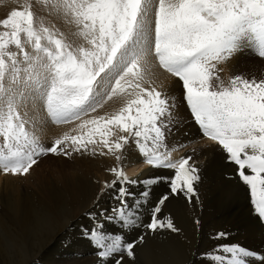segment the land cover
Segmentation results:
<instances>
[{
    "label": "rangeland",
    "instance_id": "1",
    "mask_svg": "<svg viewBox=\"0 0 264 264\" xmlns=\"http://www.w3.org/2000/svg\"><path fill=\"white\" fill-rule=\"evenodd\" d=\"M218 44L222 46H216ZM207 46L210 53L206 55L204 48ZM242 50L249 55L242 57ZM197 51L203 56L199 67L178 65V53L193 55ZM183 74L189 81L187 88L181 82ZM232 82L235 84L231 85ZM247 88L258 97L254 102L263 109L264 116V104H261V98L264 100V0H0V168L16 178L32 182L20 192L23 199L27 196L35 206L30 208V222H26L23 206L19 208L21 215L15 218V213L10 211L9 197L5 205L2 203L0 264H36L33 261L39 252L48 249V239L63 227L59 224L61 217L71 216L70 203L75 202L83 209L92 191V196L100 195L109 185L119 183L117 179L125 172L136 150L130 145L132 138L138 140L152 134L150 137L157 142V138L165 139L169 129L180 120L194 121L190 112L193 108L205 109L201 113L203 120H223L226 101L215 90L229 89L236 95H243ZM245 98L250 99V96ZM230 115L226 116L232 120ZM194 124L195 128L199 126V123ZM229 137L218 134L216 140ZM206 138L209 137L200 139ZM196 143L200 142L196 140ZM155 147L145 143L140 157H158ZM92 156L96 157L94 161ZM151 162L149 164L153 165ZM230 162L233 164L229 166L235 167L232 178L236 179L228 185L238 193L236 202L249 203L264 228V164L252 166L239 156ZM163 163L165 165L166 161ZM113 166L116 170L111 169ZM76 169L79 170L77 174ZM73 171L79 177L73 176ZM184 176L186 180L180 181L182 185L178 190L183 188L180 195H187H179L175 200H194L196 206L198 203L207 206L211 202L208 207H200L199 216L205 214L203 211L210 209L211 204L218 206L219 200L211 197L206 181L198 183L190 179V174ZM52 183L60 187L64 183V188L52 190ZM158 186V182L152 181L146 191L145 198L150 197L146 206L149 211L141 216L133 213V217L125 219L119 216L124 213L127 193H124V185L117 188L119 193H114L115 197L110 200L118 202H114L115 206H120L118 211L123 213L117 212L114 216L115 230L112 229L110 239L104 236L105 218L110 211L106 212V217L105 213L96 217V213L86 214L84 221L81 220L84 227L74 228L79 234L77 241L92 244L96 250L99 258L96 264H149V261L158 264L157 257L161 258L164 245L171 240L167 234L173 220L188 223L183 218L186 214L183 208L174 204L171 208L170 196L157 198L154 193L159 190ZM37 194L39 198H35ZM33 196L34 201L31 200ZM40 196L46 202H39ZM83 196L86 198L82 199ZM138 197L135 203L139 205L145 198L143 193ZM222 204L219 202V206ZM108 205L103 204V212ZM6 210L10 216L5 215ZM69 221L63 220L62 224L65 226ZM14 228L19 229L20 238L24 239L13 246L10 230ZM210 232L202 231L185 238L194 241V252L205 254L222 243L216 231ZM8 234L6 241L3 237ZM239 251L248 257H261L249 247H240ZM186 258L176 257L179 264Z\"/></svg>",
    "mask_w": 264,
    "mask_h": 264
},
{
    "label": "bare ground",
    "instance_id": "2",
    "mask_svg": "<svg viewBox=\"0 0 264 264\" xmlns=\"http://www.w3.org/2000/svg\"><path fill=\"white\" fill-rule=\"evenodd\" d=\"M251 44L255 45V43L252 41H251ZM242 55H244V56H242ZM246 55L248 56L249 52L246 50H242L241 56L245 57ZM200 65H201V58L198 60L197 63H196V61L193 62L189 66V68L199 67ZM169 79L172 80L171 77H169ZM162 80H164V79H162ZM170 80H168V81L164 80V81L169 82ZM236 83L238 84V82H236ZM234 84H235L234 82L231 83V85H234ZM245 90H246V92H244L243 95H236V94L230 92L229 89L215 90V93L223 96L224 100L226 101L225 105H223L224 110L227 109L225 112V118L223 120H219V119L214 120V121H220V127L223 126L224 124L226 125V127L223 126L224 127L222 130L223 134L219 133L220 129L217 132V131H213L211 128H208L206 130V132H207L209 138H206L205 140H203L204 141L203 142L200 139L203 137L205 138V136L202 135V131H200L198 129V127L195 128L194 121L192 122L189 120L190 121L189 122L188 120L186 121V119H185L182 122H180L181 121L180 120L176 124V126H174V128L171 127L172 129L171 130L169 129V133L167 132L168 134H166L165 139L164 138H157V139H159L158 142L156 139H153V137H150V136H152V134L149 136L144 135L143 138L141 137V139H138V140H137V138H132L130 145L133 144L134 147H136V150L133 152L134 153L133 156L130 157V162H129L128 166L125 167V170H124L125 172L124 173L121 172L123 175L121 173H119V174H121L120 175L121 177L119 176L120 178L117 179L119 181V183L116 186H118V187H116L114 184H112V185L108 184L109 188H107L104 193L102 192L100 195H96V196H92L94 194V191H92L90 193V195L87 196V199H86L88 201V205H84L86 207L83 209L81 208L82 210L78 207L77 204H74L75 202L70 203V206H68V208L72 209L71 214H70L71 216H69V214H68V216L65 214L63 218L61 217V220L62 221L63 220H71V221H69L68 222L69 224H66L65 226L62 224L63 223L62 221H59V224H61L63 227H59V229L55 233L53 232L54 235L52 234L53 236L48 239V245H47L48 249L47 248H45L43 250L40 249L41 251L39 252L35 261H33V262H35L36 264H96L99 261V258L95 255L96 250H94L92 244L87 245V243L85 241L83 242V240H80V239L77 241L76 237H78L79 234H76L74 232L75 231L74 228H80V226H81V228L84 227L85 224L83 222L84 221L83 219L85 216H87L86 214L96 213L95 214V217H96V216H99L100 214L104 215V213H105L104 217H106L107 216L106 212L110 211L108 213L109 215L107 216V218H105L106 223L104 225V231H105L104 236L107 239L108 238L110 239V236H111L110 234L112 233L113 230H115V228H113V218L115 215H117V212L123 213L122 211H118V208H120V206H118V207L115 206L116 205L115 203H118V202H115V200H114V202H115L114 203L113 201L110 200L113 196L115 197L114 193H117L119 191L118 190L119 187H122L124 185V187H125L124 193H127V195H124V196H126L125 197V205H124V213L122 214V216H119L121 219L124 217L131 218L134 216V214H140V216H141L145 211L146 212L149 211V210H147V207L149 205V198L150 197L145 198L147 196L146 191H147V189L150 188V183L152 181H156V183L158 182V184L160 186V187L158 186L159 190H156L154 193L155 195H157V198H159L158 196H161V197L170 196V198H171L170 203H172L171 208L173 207V204H174V206L178 205L179 206L178 208H180V207L183 208L184 211L186 212V214L184 213V216H183L181 213V215L183 216L184 220H187V222H188V223H185L181 219H174L172 222V225L170 224L171 227H170L169 231L167 230L168 231L167 235H168V238L171 240L167 243L165 242L166 244L164 245L165 247H163L161 258L159 256L157 257V258H159L158 264H179L176 257H187L185 259V261L182 262V264H242V262H243V264H246V262H248V264H264V228L260 224L255 210L250 206L249 203L245 204V201H244L245 199L243 200L244 203H241V201L236 202V198H237L236 193L237 192L235 193L233 191L234 189L233 190L230 189L229 185H228L236 179V178H232L233 176H235V172H234L235 167L232 168L229 166V163L233 164L230 162V159L236 160V157L239 156V158L246 160L247 162H250L249 165H252V166H259V165L261 166L262 164H264V116H262L263 115V111H262L263 109L262 108L260 109L258 107V104L256 102H254V101H257L258 97L256 95H252V91H248L251 89L247 88ZM244 96H250V99H246V98L244 99ZM116 98H118V97H116ZM119 101H121V100H119ZM263 102H264V100L261 98V104H264ZM251 103H253L255 106H253ZM24 105H26V104L24 103ZM28 106H26V107H28ZM117 106H119V105H117ZM29 107H31V106H29ZM109 107H111V106H109ZM29 109L31 110V108H29ZM30 110H28V111H30ZM228 114H231L230 116L232 117V120H231V118L227 117ZM184 117L186 118V116H184ZM182 118L183 117H181V119ZM232 122H234V123L236 122V123L234 124ZM27 129H28V127H27ZM217 133L219 134V137H221V135L226 136L228 134L230 136L229 137L230 139L226 138L227 140H225L221 145H220V143L217 142L218 141V140H216L217 138H212L211 140H209L210 137L213 135H216L218 137ZM196 140H198V142H200V143L195 144ZM145 143L148 145H155L158 148V150H156V151H158L159 154L161 155L160 156L161 160H159L158 163L163 165L164 168H166V169H163V170L155 169L154 166L150 165L149 162L147 161L149 159V157H145V156L140 157V155L142 154V153L140 154L141 148H143V146H145ZM130 148H132V147H130ZM137 149H138V151H137ZM181 150H183V152ZM123 153L124 152H122V154ZM148 154H149V152H148ZM150 154H151V152H150ZM159 154H157V155H159ZM126 155L127 154H125L124 158L125 157L127 158ZM146 155H147V153H146ZM107 156H109V155H107ZM180 156H181V159H180ZM93 157L94 156H92V160H93ZM94 158H96V157H94ZM86 159H85L84 163H86L88 161V160L86 161ZM167 160L170 161L171 166H165L164 165L163 161H167ZM141 161H143V163H140ZM97 163L98 162H96V165H97ZM99 163H101V161ZM111 164H113V163H110V165ZM113 165H115V164H113ZM84 166L85 165H83V167ZM86 166H88V165H86ZM93 166H95V165H93ZM262 166H264V165H262ZM224 167H225V169H224ZM87 168L89 169L90 167H87ZM83 169L85 170V167ZM88 169H86V170H88ZM111 169H114V166L111 167ZM89 170H91V168ZM114 170H116V168ZM119 170H120V168H119ZM75 171H73V176H75L74 172L76 174H77V171L79 172L78 169H76ZM101 171H103V170H101ZM93 172L94 171H92V173ZM105 172H106V170H105ZM111 172L112 171H110V173ZM71 173H69V174H71ZM106 173H108V172H106ZM83 174H85V172ZM159 174L161 175V178L159 177ZM187 174H190V179H194V182L199 183L201 181H206V184L208 183L210 186L211 197L212 196L215 197L217 199V202L219 200V202H222L223 204L220 206H219V202H218V206L216 204H213V205L211 204L212 206L210 205L209 208L212 210L208 209L206 211H203V213H205V214H202V216H199V213L202 212L201 208L202 207H208V205L211 202L208 203L207 206H205V205L199 206V203H198V206H196L194 200H189L188 198H187L188 200H183V199H180V200L176 199L175 200V198L177 196H179L180 194H182V192L184 190L183 188L178 190V187L180 185H182V183H180V181L182 179L186 180L184 175H187ZM253 174H254V172H253ZM126 175L128 177H126ZM154 175H155V177L152 178ZM73 176L68 175V177H73ZM239 176H241V175H239ZM66 177H67V175H66ZM75 177L77 178V177H79V175L75 176ZM113 177H116V176H113ZM80 178H84V177H80ZM110 178H112V177H110ZM117 180L115 179V181H117ZM86 181L87 180H85V182ZM74 182L76 184H78L76 181H74ZM79 182H80V180H79ZM109 182H112V181H109ZM29 183H32V182H30V180L25 179V178L22 180L19 178H16L12 174H8L7 172L3 171L0 168V216H4V215H2V212L4 211L3 204L6 200V198L9 197L10 202H11V210L10 209L9 210L15 213V215H16L15 218H17L18 215H21V214H19V208H20V206H23L24 212H25L24 216L27 219L26 222H30V221H28V220H30V218H29L30 208L35 207V206L30 201L29 198H26L27 196L26 197L23 196L24 197V199H23L21 197V192H20L21 189L25 188V186H27L26 184H29ZM239 183H241V182H239ZM239 183L237 182V184H239ZM53 184L54 183H52L53 187H50V188H52V190L53 189L55 190V187L56 188L59 187L60 189H61V187L64 188L63 187L64 183L61 187H60V185H53ZM247 184H248V182H247ZM165 185H167V188L166 187L163 188ZM203 185H204V183H203ZM19 186H22V188ZM209 186H207V187H209ZM186 187H187V185H186ZM88 189H89V187H88ZM101 189L102 188H100V190ZM52 190L50 192H52ZM95 191H97V189ZM242 191H243V189H242ZM97 193L98 192H96L95 194H97ZM141 193H143V197L145 198V200L143 203H140L138 205V203L136 202L137 203L136 204L135 201L137 198H139L138 196L141 195ZM59 194L60 193H58V195ZM87 194H89V193H87ZM193 194H194V192H193ZM83 195H85V193H83ZM184 195H187V193L180 195V196H184ZM34 197L35 196L32 197V199H31L32 201H34L35 198H39L38 194L35 198ZM84 197L86 198V196H83L82 199ZM203 197L205 200L207 199V198H205V196H203ZM242 198H241V200H242ZM77 199H79V198H77ZM117 199H116V201H117ZM79 200H81V197ZM39 202H42V203L46 202V199H44V197L43 198L41 197L39 199ZM79 202L80 201H78V204H79ZM105 202L108 203L109 205H108V207L104 206V207H106L107 211L103 212V204H105ZM165 202L166 201H164V204H165ZM82 203H83V201H82ZM121 203H122V201L119 202V204H121ZM41 205H43V204H41ZM166 207H168V206H166ZM218 208H220V209H218ZM5 209H7V208H5ZM40 209H41V207H40ZM170 210H172V209H170ZM263 210H264V207H263ZM42 211H41V213H43ZM50 211H51V209H50ZM198 211H199V213H198ZM218 211H221L223 214L218 213ZM179 212H180V210H179ZM181 212H182V210H181ZM9 213L6 210L5 215H7V214L9 215ZM206 214H210L211 216H206ZM161 215H160L159 219L161 218ZM0 219L2 220V218H0ZM1 220H0V222H1ZM81 220H83V221H81ZM136 220H137V218H136ZM138 220H140V219H138ZM9 221H10V219H9ZM45 223H47V222H45ZM26 224H28V223H26ZM31 224H32V222H31ZM51 224H52V222H51ZM90 224H91V222H90ZM166 224H165V226L169 225V224H167V225ZM29 226H30V224H29ZM38 226H40V225H38ZM43 227H45V225ZM87 227H88V225H87ZM32 228H33V225H32ZM120 229H121V227H120ZM18 230L19 229H17V228L10 230V234L12 235V239L11 238L10 239H11V243L13 244V246L20 244V242L24 239V238H20V233ZM165 230H166V228H165ZM27 231H28V229H27ZM116 231H117V229H116ZM202 231H206V232L216 231L219 235L220 243L222 241L220 247L215 248V249H211L205 254L204 253L198 254L200 252L196 253V251L194 252V249H195L193 246L194 241L193 240L192 241L187 240L185 237H189L191 235L197 234V233L202 232ZM10 234L5 235L3 237V239H5L6 241L9 240L8 236ZM24 234H26V233H24ZM107 234H109V236ZM30 235H32V234H29V236ZM73 237H75V239ZM96 238L100 239L99 237H96ZM152 238H155V237H152ZM152 241H153V239H152ZM210 243H209V245H210ZM204 245H206V244H204ZM217 245H219V243ZM141 247H143V246H141ZM240 247H245V248L249 247V248L254 250L255 254L260 255L261 257L260 258L248 257V255L246 256L245 254H243L242 252L239 251ZM205 248H207V246ZM0 249H2V246H0ZM154 251H156V250H153V252ZM153 252H152V254H153ZM167 252H168V254H167ZM134 253H136V252H134ZM146 254H148V253H146ZM156 254H159V252ZM149 255H151V254H149ZM149 264H150V261H149Z\"/></svg>",
    "mask_w": 264,
    "mask_h": 264
}]
</instances>
